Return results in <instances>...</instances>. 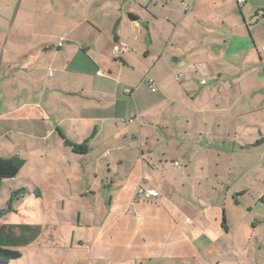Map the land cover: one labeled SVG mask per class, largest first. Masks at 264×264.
Listing matches in <instances>:
<instances>
[{"label": "crops", "instance_id": "crops-1", "mask_svg": "<svg viewBox=\"0 0 264 264\" xmlns=\"http://www.w3.org/2000/svg\"><path fill=\"white\" fill-rule=\"evenodd\" d=\"M263 48L264 0H0L9 264H264Z\"/></svg>", "mask_w": 264, "mask_h": 264}, {"label": "trees", "instance_id": "trees-1", "mask_svg": "<svg viewBox=\"0 0 264 264\" xmlns=\"http://www.w3.org/2000/svg\"><path fill=\"white\" fill-rule=\"evenodd\" d=\"M24 163V160L18 157L0 158V191L4 180L15 178L21 171ZM12 247H15V241L0 233V264H9L21 257V253Z\"/></svg>", "mask_w": 264, "mask_h": 264}, {"label": "built area", "instance_id": "built-area-1", "mask_svg": "<svg viewBox=\"0 0 264 264\" xmlns=\"http://www.w3.org/2000/svg\"><path fill=\"white\" fill-rule=\"evenodd\" d=\"M238 2L240 4L244 3L245 0H238ZM126 51H128V46L123 43V42H116L114 47H113V55L114 56H121L122 54H124ZM264 51V48H263ZM99 75H101V72L98 73ZM181 78V74L177 75V79L179 80ZM176 166H179V163H175ZM137 194L139 196H144V197H157L159 195V193L156 190H152V189H145V188H140L137 190Z\"/></svg>", "mask_w": 264, "mask_h": 264}, {"label": "rangeland", "instance_id": "rangeland-1", "mask_svg": "<svg viewBox=\"0 0 264 264\" xmlns=\"http://www.w3.org/2000/svg\"><path fill=\"white\" fill-rule=\"evenodd\" d=\"M4 197H8L9 196V191L7 190V188L4 187V189L0 192V209L4 206L5 202H4ZM17 217V216H16ZM21 219V216L19 217ZM1 223V221H0Z\"/></svg>", "mask_w": 264, "mask_h": 264}]
</instances>
